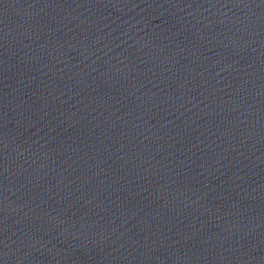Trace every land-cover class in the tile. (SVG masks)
<instances>
[{
    "label": "water",
    "instance_id": "95a60500",
    "mask_svg": "<svg viewBox=\"0 0 264 264\" xmlns=\"http://www.w3.org/2000/svg\"><path fill=\"white\" fill-rule=\"evenodd\" d=\"M0 264H264V0H0Z\"/></svg>",
    "mask_w": 264,
    "mask_h": 264
}]
</instances>
